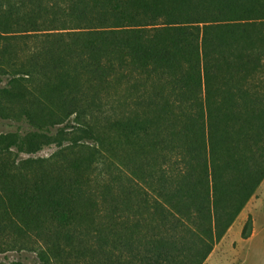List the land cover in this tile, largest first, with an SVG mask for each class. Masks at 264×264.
<instances>
[{
	"label": "trees",
	"instance_id": "trees-1",
	"mask_svg": "<svg viewBox=\"0 0 264 264\" xmlns=\"http://www.w3.org/2000/svg\"><path fill=\"white\" fill-rule=\"evenodd\" d=\"M26 2L19 19L0 8V59L36 85L4 97L20 98L30 145L52 136L46 121H67L56 134L78 132L123 166V148L134 166L158 164L148 176L132 167L133 207L130 190L99 195L106 156L71 138L35 177L0 170V235L45 238L38 264H203L264 179V77L252 83L264 74V0ZM28 34L33 46L10 47ZM111 113L121 119L97 131L68 121Z\"/></svg>",
	"mask_w": 264,
	"mask_h": 264
},
{
	"label": "rangeland",
	"instance_id": "rangeland-1",
	"mask_svg": "<svg viewBox=\"0 0 264 264\" xmlns=\"http://www.w3.org/2000/svg\"><path fill=\"white\" fill-rule=\"evenodd\" d=\"M21 2L22 0H0V8L7 9L10 7V11H13L12 13H14L13 19L23 18L25 17L23 12H16L21 6ZM25 3L28 6L26 0ZM258 32L257 29L256 33ZM32 37H34L33 34L25 36L19 35L15 37L16 41H11L10 47L13 49L31 47L33 46ZM20 41L28 44H21ZM0 47H2V45H0ZM1 59L0 107H6L8 109L6 113L0 112V170L2 173H8L14 177H35L37 169L40 167H48L49 161L59 154L62 148L68 147L70 145V139L73 138L78 140V145L75 149L80 150L83 147L82 145L90 148L94 147L106 156L105 165H98V163L95 164V168L97 169L96 175L100 178L99 195H101L102 191L104 192L105 184L111 186V196L116 195L117 192L119 193L121 191L125 192L130 190L131 204L133 207H136V192L138 185L141 183L135 178L137 176L131 174V169L134 167L141 172L151 171L154 170L158 162L154 168H152V163L147 164L144 159H141V161L138 160L136 166H134L132 157L127 154L128 151L126 148H123L117 153L120 158L122 155L125 157L126 163L123 166L117 161V159L112 158L111 154L106 153L98 144L85 138L82 139L84 136L80 135L78 132L76 136H74L75 133L71 130H67V133L56 134L57 130L62 128L67 121H56V123H48L46 121L44 124L46 127L53 124L51 127V129H53L52 136L49 137L48 140H41L42 144L40 146H37L36 143L30 145V141L24 136L29 130V125L24 121H16L20 119V116H15L17 115L19 103H21L19 101L20 98L16 97L11 100H6L4 97L6 92L15 95L25 86L35 88L36 85L33 82H26L23 77L16 76L13 80L9 78V76L16 75L17 72L22 71V69L19 68L17 64L14 67L10 66L8 56H5L2 60ZM261 66H263V63ZM263 70L264 67L262 68L261 73H263ZM261 77H264V74H261L258 79L255 78L252 80V83L258 84L259 81H262L259 80ZM257 87L260 90L259 84ZM260 103L261 101H258V105ZM10 109L13 110L14 113L10 112ZM116 119H121V116L118 113H111L107 116H97L95 118L82 117L79 120L72 116L68 121H71L72 125L78 123L80 128L92 127L97 131L98 128L107 124L105 123L106 121L112 122ZM260 143L262 142L258 140L257 144ZM239 144L241 145V141H239ZM130 158L132 159V162L129 161ZM169 164H171V160L170 162H165L161 168L167 169ZM140 174L141 173H138V177ZM148 174L149 173L147 172L146 176H148ZM140 187L150 193L149 188L143 186ZM99 198L100 196H98L97 199L99 208H105V210L108 209L107 202L102 204ZM115 204H117V202L111 201L109 203V208L112 210ZM178 220L184 222L181 223L183 227L193 230L190 225L185 223L184 219H179L178 217ZM247 223L248 228L246 234H249V238L242 239V231ZM43 240H45V238L40 239L34 233H11L8 235H0V264H38L39 261L37 255L40 250L45 248V242ZM64 262L65 261L62 260L59 263L53 262L52 264H63ZM67 263L71 264L73 261L67 260ZM77 264H85V259H81ZM203 264H264V179L258 188H256L255 193L245 204L240 214L222 239L213 246L210 255Z\"/></svg>",
	"mask_w": 264,
	"mask_h": 264
}]
</instances>
